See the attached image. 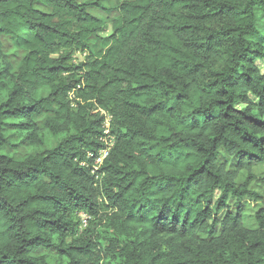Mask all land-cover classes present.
Listing matches in <instances>:
<instances>
[{
    "label": "trees",
    "instance_id": "trees-1",
    "mask_svg": "<svg viewBox=\"0 0 264 264\" xmlns=\"http://www.w3.org/2000/svg\"><path fill=\"white\" fill-rule=\"evenodd\" d=\"M105 4L0 0V264H264V0Z\"/></svg>",
    "mask_w": 264,
    "mask_h": 264
},
{
    "label": "rangeland",
    "instance_id": "rangeland-1",
    "mask_svg": "<svg viewBox=\"0 0 264 264\" xmlns=\"http://www.w3.org/2000/svg\"><path fill=\"white\" fill-rule=\"evenodd\" d=\"M80 1H83V0H80ZM104 1L106 2V4H105L106 6L111 7L112 5L116 4L119 0H104ZM91 12L94 15L101 16V17L106 16V15L113 16L115 14L113 11L110 13H104L103 11H100L97 9H91ZM9 52H11V51L9 50ZM78 59H81V57L79 56ZM259 65H260L262 71H264V63H259ZM18 140L19 139L17 137L12 138L13 143H17ZM56 140H57V137L54 136L53 134L45 133V135L43 137V141L41 144H38L36 146H31V147L23 144L19 147L18 152L21 155L26 154V153L31 152V151L32 152H40L44 148L53 145L56 142ZM12 149H15L14 145H13ZM253 170H254L255 174H257L258 176L264 174V163H262L258 166H255L253 168ZM250 187L259 191L260 193L264 194V183H261L257 180H253V181H251ZM242 204L244 206L243 222H244L245 226L250 227V226L255 225L254 224L255 222L253 219V213H254V210L257 206V203L250 202L246 199L242 202ZM53 259H54V257H52V260Z\"/></svg>",
    "mask_w": 264,
    "mask_h": 264
},
{
    "label": "built area",
    "instance_id": "built-area-1",
    "mask_svg": "<svg viewBox=\"0 0 264 264\" xmlns=\"http://www.w3.org/2000/svg\"><path fill=\"white\" fill-rule=\"evenodd\" d=\"M109 120H110V117L106 115L104 125H103L105 136L102 138L104 142V146L99 150L98 155L94 157L95 165H99L102 163V160L107 156L109 149L113 144V141H112L113 138L109 134ZM81 220H82V224L85 225L86 215L82 214Z\"/></svg>",
    "mask_w": 264,
    "mask_h": 264
}]
</instances>
